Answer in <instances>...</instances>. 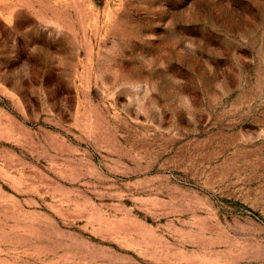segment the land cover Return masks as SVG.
<instances>
[{"label": "rangeland", "instance_id": "374dc122", "mask_svg": "<svg viewBox=\"0 0 264 264\" xmlns=\"http://www.w3.org/2000/svg\"><path fill=\"white\" fill-rule=\"evenodd\" d=\"M0 264H264V0H0Z\"/></svg>", "mask_w": 264, "mask_h": 264}]
</instances>
